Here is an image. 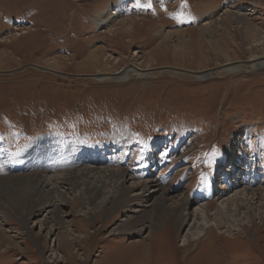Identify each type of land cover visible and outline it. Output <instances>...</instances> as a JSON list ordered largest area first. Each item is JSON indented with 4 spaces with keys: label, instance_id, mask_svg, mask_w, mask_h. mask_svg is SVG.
<instances>
[{
    "label": "rangeland",
    "instance_id": "rangeland-1",
    "mask_svg": "<svg viewBox=\"0 0 264 264\" xmlns=\"http://www.w3.org/2000/svg\"><path fill=\"white\" fill-rule=\"evenodd\" d=\"M229 1L0 0V179L47 173L68 156L137 176L154 171L193 208L204 186L213 185L216 196L207 203L214 214L218 197L230 193L223 182L228 168L235 182L240 167L256 165L254 187L264 189V68L202 80L187 73L264 56L255 36L264 33V0ZM115 10H121L117 22L98 29V14ZM227 10L246 16L249 32L235 17L221 16ZM213 12L227 27L220 25V40L201 32ZM124 21L134 24L130 34ZM130 64L151 73L127 81L94 78ZM15 194L0 189V209L9 217L0 231V264H51L52 246L68 244L45 239L33 222L30 233L8 198ZM77 205L64 212L86 238L80 246L87 255L66 264H264L261 219L246 221L243 231L213 226L209 239H196L195 232L178 231L176 213L156 214L150 205L93 218L79 216Z\"/></svg>",
    "mask_w": 264,
    "mask_h": 264
},
{
    "label": "bare ground",
    "instance_id": "bare-ground-1",
    "mask_svg": "<svg viewBox=\"0 0 264 264\" xmlns=\"http://www.w3.org/2000/svg\"><path fill=\"white\" fill-rule=\"evenodd\" d=\"M228 3L231 2L228 0ZM119 15H121V10H115L114 13H100L94 19L95 24L100 30L110 28L112 23H115L119 18ZM216 15L214 12L208 15L205 19V24L201 28V32H208L214 40L221 39L218 34L221 30L219 29L220 25L227 28L220 18L223 15L227 18L235 17L237 23H242L243 29L247 32H249L248 24L253 25L246 16L234 13L232 10H227V12H224L217 19ZM122 25L124 26L122 29L124 28L128 32L127 34H130L131 29L135 30L134 24L127 27L124 21ZM224 30L227 31L226 29ZM257 33L258 35H254L264 43V33L261 31ZM90 57L92 63H100L99 57L95 55H91ZM56 63L55 61L54 64ZM246 68H264V56H254L247 61H230L227 64L218 66L214 70L187 73L196 80H202L209 78L213 73H237ZM150 70L152 69H143L135 64H130L123 70L112 73L99 71L94 75V78L99 81H127L135 76H149L151 73ZM173 70L175 69L173 68ZM164 71L170 72L172 70ZM172 72H176V74L183 73L182 69H177ZM94 149L95 151L97 150L95 147ZM231 150H228V153ZM230 156L233 157V155ZM42 158L44 157L42 156ZM65 160L64 165L59 168H57L58 163L53 166L48 165L47 173L42 172L44 175L12 177L9 181L7 179H0V189L7 191L9 188L14 194L16 193V198L11 195L8 198L12 203H17V205L15 204V211L20 222L30 233L32 229L30 223L33 222V226H39L40 233H46L45 239L54 237L55 243L61 244V242H64L68 244L67 249L65 247V249L60 246L57 247L56 244L52 246L51 256H49L51 257L52 263H58L57 261L59 259L63 261V264H66L65 260L69 262L68 260L78 259L79 255L80 259L82 256H85V253L87 255V251L81 248L82 245L86 246V238L75 229L76 220H73V223L72 221H68L66 218L67 215L64 212L65 205L70 206L72 211L76 202L78 204V210L76 212H78L79 216L86 218H93L107 210H119L124 205L129 207L132 204H139L140 208H145L143 206L150 205L148 208L154 207L153 212L156 214L165 215L167 212L169 214L176 213L177 215L175 216H177L180 225L178 231L181 233L183 230H187V235L195 232L196 235L194 236H196V239L202 237L203 239H209L213 226L219 229L223 224H227V227L243 231L246 221L251 224L254 219L264 220V189H261L262 186L257 190L254 187L257 181L256 176L260 175L258 174L256 165L255 167H251L250 170L240 167L239 171L234 172L235 182L232 181L233 172H231L234 167L227 169L223 176V182L229 186L230 193L218 197L217 213L214 214L210 213V206L207 203L210 197L216 196L213 192L215 188L213 185L209 186L206 184L204 186L203 190L199 192L202 194V198L200 197L201 199L198 198L194 201L196 206L193 208L192 202L185 200L182 194H178L174 188H164L163 183L150 175L154 171L149 172L150 174L148 173L145 176H137L134 172H124L114 166L104 167L102 163H94L95 166H93L91 163H80L78 160H75V162L71 161L68 156ZM41 169H43V165H41ZM245 170H247V173H245L243 181H241V176L243 175L241 172H245ZM54 171H56L55 174H49ZM238 175H240V178ZM27 190H29L28 193ZM200 194H197V196ZM144 212H142L143 217L145 215ZM7 214L0 209V231H2L4 226L3 223L9 221ZM149 227L151 226L143 227L142 232L137 233L141 234ZM80 233L82 232L80 231ZM7 236L10 238L8 234ZM12 242V240L9 241L10 248H12ZM10 248L6 252H10ZM262 250L264 251V247ZM107 255L109 256V253ZM107 255L103 262L109 258ZM130 258L135 259V256Z\"/></svg>",
    "mask_w": 264,
    "mask_h": 264
}]
</instances>
